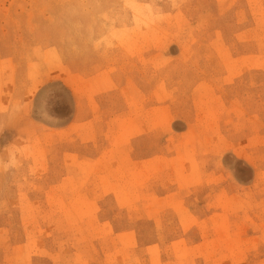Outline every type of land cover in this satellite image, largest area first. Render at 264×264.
Listing matches in <instances>:
<instances>
[{"label":"rangeland","instance_id":"obj_1","mask_svg":"<svg viewBox=\"0 0 264 264\" xmlns=\"http://www.w3.org/2000/svg\"><path fill=\"white\" fill-rule=\"evenodd\" d=\"M0 264H264V0H0Z\"/></svg>","mask_w":264,"mask_h":264},{"label":"crops","instance_id":"obj_2","mask_svg":"<svg viewBox=\"0 0 264 264\" xmlns=\"http://www.w3.org/2000/svg\"><path fill=\"white\" fill-rule=\"evenodd\" d=\"M68 99H59L54 96L49 102L45 111L40 112L38 119L43 118L42 123H45L49 127V133L56 135V133H62L65 130H70L79 116L78 112V100L75 95ZM70 99V100H69ZM72 99V102H70ZM73 108V110H72Z\"/></svg>","mask_w":264,"mask_h":264}]
</instances>
